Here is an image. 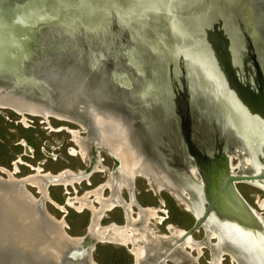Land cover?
Listing matches in <instances>:
<instances>
[{
    "label": "water",
    "instance_id": "1",
    "mask_svg": "<svg viewBox=\"0 0 264 264\" xmlns=\"http://www.w3.org/2000/svg\"><path fill=\"white\" fill-rule=\"evenodd\" d=\"M19 2L14 5V21L11 22L14 24V33L8 30L1 35L3 38H0V45L1 43L4 45L0 48V68L6 57L14 59L15 54L20 53L16 49L19 44L17 40L20 37L28 38L27 33L39 24L55 28L60 38L59 45L48 52L40 63L31 65L29 76L24 80L18 77L15 71L7 78L0 75V95L11 93L27 101L31 99L41 101L53 111L76 121L80 126L79 130H85L89 138L90 122L81 110V106L86 104L83 97L77 95L78 102L71 110L67 109L63 112L56 106L57 102L62 101L60 97L62 92H58V89L65 94L71 93V97L76 89L84 91L87 100L97 102V106L101 109L115 113L126 123L142 153L148 159L156 161L162 171L169 173L175 179L183 177L189 180L190 187L185 191L190 193L191 197L188 196L187 199L180 193L190 205L193 197L194 203L190 206L193 222L184 230L181 235L182 240L203 224L210 223L223 236L236 238L238 247L252 258L257 257L258 264H264V221L253 211L235 186L237 181L264 180V167L248 173L232 171L229 152L219 148L211 154L199 151L190 139L192 136L190 131H186V135L182 136L184 149L175 147L172 152L170 151L173 156L179 158L180 163L172 170L170 161H164L163 157H159L155 147L147 141L148 138L145 139L142 128L136 127L134 112L128 107L135 98L130 95L128 84L122 76L128 75L129 72L132 75L142 73L139 61L130 54L128 45L122 42L124 48L120 50L118 58L107 55L106 40L104 44H100L95 39L96 36H93L91 42L87 41V36L81 48L76 45L77 39L84 33H98L102 23H111L114 28H119L129 35L131 34L128 30L137 24L155 27L158 30L157 36L156 39L149 38V48L156 50L155 46L158 43L165 58L173 65L179 66V71L187 76L185 81L187 87L192 82L206 100L213 102L217 120L228 128L250 157L252 163L250 169L258 168L260 164H264V160L257 153L258 148L264 153L262 150L264 69L255 58V50L247 47V45L250 47V44H245V40L238 41L242 37L243 26L246 25L240 11L242 6L240 1L20 0ZM13 3L12 1L11 4ZM248 23L250 24V21ZM57 24L63 29L56 28ZM73 27L76 32L72 31L73 34H70L69 29ZM135 29L138 28L135 27L131 31L134 33ZM110 31L112 32V29H105L103 39L108 37ZM238 33L241 34L239 38ZM36 35L38 33L33 34L32 42ZM12 45L15 48L14 53L8 47ZM248 49L252 50L254 58L248 56ZM20 54L23 56V53ZM49 76L56 78L52 79ZM128 76L130 77V74ZM125 78L128 81L126 76ZM24 83L30 84L29 90L22 87ZM79 85L82 86L81 89ZM0 108L12 110L6 106ZM183 116H186L185 112ZM217 120L215 117L214 127L217 125ZM254 134L258 138L254 137ZM209 135L208 145L210 141L216 139L221 143L225 141L223 133L218 134L215 131V134ZM221 146L224 147L225 144L222 143ZM233 149L230 148V151ZM188 165L193 167L194 173L190 171ZM0 173L5 174V177L0 175L2 193L0 199L4 193L11 194L6 196L9 199L16 197L12 193L25 196V199L33 197L26 189L27 183L22 177L15 178L10 175L9 178L5 172L0 170ZM90 173V167L87 165L83 169V175L87 177ZM46 200L38 196L34 205L38 214L36 218L48 224L55 233L69 237L67 249L58 260L60 264H94L91 251L97 241L87 230L80 236L79 242L74 238L71 239L72 237L66 232V225L58 223V220L46 210L44 205ZM13 252L14 264H17L20 253L15 249L4 250V246L0 243V264L10 262ZM29 264L56 263L40 255L34 261H29Z\"/></svg>",
    "mask_w": 264,
    "mask_h": 264
},
{
    "label": "rangeland",
    "instance_id": "2",
    "mask_svg": "<svg viewBox=\"0 0 264 264\" xmlns=\"http://www.w3.org/2000/svg\"><path fill=\"white\" fill-rule=\"evenodd\" d=\"M12 1L14 2L13 4H11ZM19 1L0 0V38H3L1 35L8 30L14 33V24H11V22L14 21V5L19 4ZM239 1L240 5H242L240 9L244 19L242 20L246 25L243 26L242 37L238 33V38L240 37L238 41L245 40V44H250V47L249 45L247 47H252V50H255V58L261 65L264 62V0ZM248 21H250V24ZM110 24H100L99 27L101 29L98 33H84L81 38L77 39L76 45L81 48L87 36V41L90 42L93 36H96L97 38L95 39L100 44H104L106 40V54L113 55L114 58H118L120 50L124 48V44L128 45L130 54L139 61L142 72L140 75H132L129 72L128 75L130 74V77L124 74L128 81H126L124 75L122 76L128 84L130 95L132 94L133 98H135L128 107L134 112V124L136 127L142 128L145 139L148 138L147 141L155 147L159 157H164L163 155L165 154L166 156L167 154L170 155L175 147L184 149L181 133L184 127H187L188 132L190 131L192 137H195L197 145L199 143L207 147L209 134H215V131L219 134V121L212 106L213 102L206 100L197 87L193 86L192 82L187 87L185 84L187 76L182 71H179V66L173 65L169 59L165 58L164 52L158 43L156 44L157 47L155 46L156 50L154 49L153 51L149 48L148 40L149 38L156 39L158 30L155 27L152 28L148 25L139 26L137 24L133 27L138 28L135 29L136 33H138V37H136L132 34L131 29L133 28H128V32L131 31V35H129L127 32L114 28ZM44 25L39 24L30 30L27 33L28 38L23 39V37H20L17 40L19 44L16 49L23 53V56L20 53H16L14 59L6 57L0 68L2 77H10L15 71V74L24 80L26 76H29V72L32 69L31 65L37 62L40 63L48 52L59 45L60 38L55 28ZM56 28L63 29L58 24ZM107 28L108 30L112 29V32L110 31L108 37L103 39L104 31ZM70 29V34L76 32L74 27ZM35 33H38V35L32 42L31 38ZM20 35L22 36L21 33ZM3 47L4 45L1 43L0 48ZM8 47L14 53V45ZM252 50H247L250 57H253ZM262 69H264L263 66ZM22 87L29 90L30 84H25ZM36 89L39 90V88ZM184 112L186 113L185 117L183 116ZM48 113L44 116L42 110L35 109L34 111L33 109L18 113L14 109L0 108V169L5 170L6 174L14 172L11 175L15 178L36 176L41 181L40 185L45 189V195L49 197L44 202L48 213L58 221L64 220L66 232L70 237H80L85 230L89 229L92 212L90 209L78 211L69 207L67 200L90 193L89 200L93 203L94 208H98L99 206L96 205L98 202L92 194L95 190H92V188L103 180L107 182L108 174L103 172L104 170L91 172L86 179H81L79 183L71 186H63L53 182L48 183L46 179H43V176L47 174L56 176L61 173L66 175L69 173H83V169L89 164L90 155L88 153L90 139L86 136L85 130H79L80 126L76 121H65V118L59 115ZM215 117L217 125L214 127ZM181 122L182 125L180 127ZM73 131L77 133L76 139L73 138L74 136L71 133ZM224 137V139L227 138L226 134ZM79 138L83 142L87 153L84 158L80 155V148L75 141ZM97 153L101 163L109 169L112 168L113 162L107 151L99 149ZM232 162L233 166H238L237 163H234L235 159H232ZM0 175L5 177L4 173H0ZM150 180L152 179L150 178L146 181L143 176L133 179L135 198L141 205L158 204L156 197L152 195L151 191H148V188L149 190L152 188L146 185L147 182L149 185L153 183L157 187V184ZM235 186L245 201L260 213L264 219V209L261 210L260 207L264 203V190L245 183H236ZM25 187L36 199H38L39 195L43 197L42 188L39 189L38 186L33 185L31 182L27 183ZM162 189L159 192L161 191L160 197L164 203L161 206L163 211L158 213V216L159 214L166 215L167 219L164 220L162 225L157 224V221L159 222L158 218H155L157 219L156 221L151 219L153 221H151L152 224L149 225V228L153 229L154 232L157 230L166 232L164 224L170 222L175 225V228L187 229L193 222L191 214L184 210V207H186L187 211H189L188 207L181 205L183 202L178 195L174 196L177 200H180H178L179 203L172 197L171 191H162ZM186 189L187 187L183 189L185 193L187 192L185 191ZM107 190L104 191L106 197ZM189 194L187 196L191 197ZM122 196L124 198L127 197L125 189H122ZM110 221L116 223L124 221L121 208L116 207L112 211L106 212V216L100 221V226L107 227V223ZM203 234V230L198 228V231L193 232L192 236L201 242ZM205 240L209 243L207 237H205ZM124 246L109 242H96L91 251L92 259L96 264H133L132 255ZM199 250L201 252L200 255L197 251L191 253L195 258V262L208 264L210 257L208 249L203 247ZM224 257V260L219 264H232L228 257ZM167 264L172 263L168 261Z\"/></svg>",
    "mask_w": 264,
    "mask_h": 264
},
{
    "label": "bare ground",
    "instance_id": "3",
    "mask_svg": "<svg viewBox=\"0 0 264 264\" xmlns=\"http://www.w3.org/2000/svg\"><path fill=\"white\" fill-rule=\"evenodd\" d=\"M129 32L131 34V31ZM134 33L132 32L134 36L138 37V33L136 32ZM236 46L237 45H235V48ZM236 58H237V55H236ZM240 75L243 76V74H240ZM49 77H51L52 79L56 78V76H49ZM78 87L80 89L82 88L81 85H79ZM58 92H62V94L60 95V97L62 98V101L60 103L57 102L56 106L59 110L63 112L66 111L67 109L71 110L74 107V104L78 102L77 101L78 94L80 97H83L84 100H86V104L81 106L82 107L81 110L83 111L84 114H86V118H88V121L90 122V126H91L90 135L92 139L93 140L96 139L97 141L98 139H100L99 146H101L102 149L110 151L109 154L112 157L114 156V158H116V160H118L119 162V165H118L119 176L116 181V185L118 186L117 188L118 193L115 195L118 197V199L120 196L119 191L121 190V188L128 186L129 179L133 181V179L137 175H140V174L143 175L147 180L150 179L149 176H145L139 169L141 160L136 157L134 150L137 152V154L140 157H143V159H144V156H142L143 153H141L142 151L138 145V142L136 138L131 135L130 130L128 129L126 123L120 117H118V115H116L115 113H111L110 111L101 109L99 106H97V102H92L90 100H87L88 98L87 94H85L84 91H81L79 89H76L73 92L72 97H71L72 95L71 93L67 92L65 94L60 89H58ZM2 95H0V106L1 107H4V106L10 107L12 110L14 109L18 113H22V112L33 110V109L34 111L35 109L42 110V111H46V112H43L44 116L49 114L48 112H51L63 118L69 119L67 115H64L60 112L53 111L52 109H50L48 105L44 104L41 101H37L36 99H31L30 101H27L23 97L18 98L16 95L11 94V93H7L5 95L2 94ZM61 104H63V106H61ZM97 108H99V110ZM95 116H97L96 124L94 121ZM114 121L119 122L120 124ZM124 127L128 131L130 141L132 142V147L130 146L128 135ZM71 133L74 136L73 138L76 139L77 133L74 131ZM222 133L223 135L226 134L227 136V138L225 139L226 141L227 140L232 141V143L230 141L229 149L231 148L233 143H236V144L239 143L231 135L227 127H224V132ZM253 136L258 138L255 134ZM75 141L80 148V153H81L80 155H82V157L84 158L85 155H87V153L83 146V142L81 141L80 138ZM262 141H263V138H262ZM210 144L211 146L213 145V140L210 141ZM131 148H133L134 150ZM207 149L209 148L207 147ZM240 149H243L241 145H240ZM211 153L212 151H210V154ZM257 153H259V151H257ZM233 158L237 159L235 154L233 155L229 154L230 167L232 171H237V169L238 170L240 169L241 164L237 162L238 166H233V162H232ZM244 162L251 164L249 157H247L246 159L244 158ZM145 165L149 166L157 174V176L159 177L161 181L164 180V178L162 177V174L164 175L165 173L164 171L157 169L155 166H153L148 161ZM101 171H103L102 168H101ZM192 171L193 173L195 172L194 169H192ZM3 172H5V170ZM69 174H71V177L65 176L66 174L64 173H61L56 176L47 174L43 176V179H46L48 183L53 182L55 184H61L63 186H67V185L71 186L76 183H79L81 179L87 178V177H84V178L78 177L74 173H69ZM10 175L11 173L8 172L7 176L9 178H10ZM23 179L25 180L26 183L31 182L33 185L38 186L39 189L42 188L43 190L42 198L48 200L49 197L45 195V189H43V187L40 185L41 181H39L36 176H33V177L29 176ZM112 182L113 180L109 179V181H107L105 185H103L99 189L92 192V194L95 196L99 204L98 208H94L92 205L93 203L89 200L90 193H87L86 195L82 197L69 198L67 200V205L69 207L77 209L78 211H82L83 209L91 210L92 219H91L89 229L87 231L95 241L109 242V243H114V244H120L123 246L131 245L133 247L132 252L137 256L138 254H142L143 252V247L139 243L142 242L143 238L146 239L144 233H142L139 230L140 228L139 226L126 224L125 226H122V227L115 226V225H110V226L108 225V227H101L99 224V220L104 215V212L106 210L111 209L116 204L114 201L115 198L113 197L105 198L103 196V190L106 187L109 188V190L113 191ZM236 183H245V184H249L257 188H260L261 190H264V180H254L253 182L242 180V181L235 182V184ZM161 186L158 184L156 188L154 185H151V188L154 190L155 193H158L159 190H161L162 188ZM25 193L27 194V192ZM1 194L2 193L0 192V195ZM8 195H11V194L4 193L2 198L0 199V243L4 246V250H6V248L10 250L15 249L16 251L20 253V255L18 256L19 261H17V264H29V261H34V259L40 255H44L48 259L52 260V262H55L56 264L57 263L60 264L58 260L64 254V251H66L67 249L66 244H67V239H69V237H64L63 235H59L60 233L58 232L55 233L54 230L51 229V227L48 224L42 223L41 221L37 219L38 214L34 208V205L38 199H36L33 195H32L33 197L30 195L32 198H26V199H25V196L18 195V193L17 194L12 193L13 196H16L14 199L7 198L6 196ZM31 205H33V207H31ZM130 206L132 205H129V207ZM260 207H261V210L264 209V203L261 204ZM251 208L257 215L262 217L261 214L258 213L253 207ZM188 210H190L189 207H188ZM131 214L132 212L129 213L130 216ZM138 217L139 219L144 220V223L146 225L147 223H149V220L158 218L157 210L155 208L154 209L148 208L146 210L140 211L138 214ZM128 221L133 224L137 223L135 218H133L130 221L128 217ZM58 223H60L61 225L65 224L64 220H60L58 221ZM199 229H203L205 231L207 241L211 239L216 240V244L211 246L212 251L214 250L226 251L227 253L230 254V256L232 257V260H235L237 262V264H258V262H256L257 257L252 258V256L248 255L240 247H238L237 242H235L236 238H231V236H223L222 233L218 229L212 227L210 223L203 224L201 227H199ZM183 233L184 231L179 232L178 235L180 236H179L176 246L185 244V245L190 246V248L192 247L195 248L197 252L200 251L199 250L201 248L199 246L200 243L191 242L192 234L182 240L181 235ZM47 237L49 239L46 240ZM73 238L74 237H72L71 239ZM75 239L78 242L81 240L80 237H75L74 240ZM219 246H223V247H219ZM12 258L10 259V262H8L7 264H14V252L12 254ZM29 258L30 259L33 258V259L29 260ZM94 264L96 263L94 262Z\"/></svg>",
    "mask_w": 264,
    "mask_h": 264
},
{
    "label": "flooded vegetation",
    "instance_id": "4",
    "mask_svg": "<svg viewBox=\"0 0 264 264\" xmlns=\"http://www.w3.org/2000/svg\"><path fill=\"white\" fill-rule=\"evenodd\" d=\"M262 66L264 67V62H262L261 67ZM94 118H95L94 121H95V124H96L97 116H95ZM65 121H69V119L65 118ZM114 122H116V121H114ZM116 123H119V122H116ZM181 125H182V122L180 124V127H181ZM224 127H226V126L223 125L221 122H219V133L220 134L222 132H224ZM124 129H125V131H126V133L128 135L127 129L125 127H124ZM186 131L188 132L186 127L183 128V131L181 130L182 136L186 135V133H187ZM194 138L195 137L190 136V139L192 140V143H194L196 145V148L199 151L201 150V151H204L205 153H210V151H212V153H214V152H216L218 150L217 148H219V149H226L227 152H229L228 154H232V155L235 154L237 159H235L234 163L238 162V163L241 164L240 165V169L239 170L237 169L238 172H242V173L246 172V173H248V172L255 171L256 169L260 170V169H262L264 167L263 166L264 164L263 165L260 164V166L258 168L250 169L251 168L250 166H251L252 163L249 164L247 162H244V158L246 159L249 156L246 153H244L243 149H240V144L239 143L238 144L233 143L231 148H234V149H233V151L232 150L230 151V149H229L230 145L229 144H230L231 140H227V141L225 140L224 142H222L223 144H225V146L222 147L221 146L222 143L219 141V139H216V140H213V145L212 146H211V144L207 145V147L209 148V149H207V147H204L203 145H200L199 143L197 145L195 143V139ZM89 139H90V143H89L90 148L88 150V153L90 155H89V161H88L89 164L88 165L90 167V172H101V168H102L104 170L103 172H107V174H108L107 181H109V179L113 180V182H112L113 191L110 190V192H109V190H107L109 188L106 187L103 190V196L105 198H110V197L115 198L114 201H115L116 204L111 209L106 210L104 212V215L102 216V218L106 216V212H110L113 209H115L116 207L117 208H121V210H122V218H123L124 221L122 223H116L114 221H110L107 224L109 226L110 225H115V226H119V227H122V226H124L126 224H131V225H134V226L136 225V226L140 227L139 230L142 233H144V235L146 237V239L143 238V240H142L143 243L141 242V245L143 247L142 254H138L136 256L132 252L133 247L131 245L124 246V247H126L128 249L129 253L132 255L133 264H167L168 261L170 263H172V264H198V263L195 262V258L191 254L192 252H194V253L196 252L195 248H193V247L190 248V246L185 245V244L180 245V246L179 245L176 246V244L178 242V239H179V236H180V235H178L179 232L180 231H184L185 229L175 228V225L171 224L170 222H166L164 224L166 232H159L158 230L154 232L153 229L149 228V225L152 224L151 221H153V220H150L149 223H147L145 225L144 220L139 219V217H138L139 212L143 211V210H146L148 208H152V209L155 208L157 210V216H158V213H162L163 210H162L161 206L164 203H163L162 198L160 197V192L161 191L158 192V193H155L154 190H152V189L149 190V188H148V191H151L152 195H154L156 197V199L158 201V204L157 205H141L135 198L133 181H131L129 179L128 186L121 188V190H120L121 192L119 191V193H120L119 195L120 196H119V199H118V197L115 196V195L118 193V191H117L118 186L116 185V181H117L118 176H119V171H118L119 162H118V160H116V158H114V156L112 157L109 154L110 151L106 150L108 155L110 156L113 164H112V168H110V169L108 167L104 166L101 163V159H100V157H99V155L97 153L99 151V149H97V148L98 147L101 148V146H99L100 145V139H98V141L96 139L93 140L91 135L89 136ZM128 140H129L130 146L132 147V142L130 141L129 135H128ZM231 143H232V141H231ZM258 147H259V145H258ZM131 149H133V148H131ZM262 150L264 151V146L262 147ZM239 151H240V153H239ZM258 151H259V148H258ZM134 152H135L136 157L141 160V164H140V168H139L140 171L145 176H149V178H151L157 184V186H158V184L160 186L162 185L161 186L163 188L162 191H164V190L171 191L172 194H173L172 197L177 202H178L179 199L177 200L174 195H178L182 199V202H183V203H181V205H186L190 209V206L194 203V201L191 200L192 203L190 205L188 202H186L187 200H185L181 196V193H182L183 196L188 199V196H187L188 192L185 193L183 191V189L185 187H187V188L190 187L189 180L186 179V178L183 179V177L175 179L169 173L165 172L164 175L162 174V177L164 178V180L161 181L159 179V177L157 176V174L149 166L145 165L147 163V161H148L153 166H155L157 169L162 170V168H160L157 165L156 161H154L153 159L152 160L148 159L144 154L142 155V156H144V159H143V157H140L135 150H134ZM170 155L169 154H167V156H166V154L163 155L164 156L163 159H164V161H166V160L168 161L169 160L170 161V167H171L172 170H174L173 167L176 168L180 164L179 163V158L177 156H173L172 154H170ZM258 155L260 157H262V159L264 160V153H261L259 151ZM245 156H247V157H245ZM92 165H93V167H92ZM188 167L190 168V171H192L193 167L192 166L190 167L189 165H188ZM76 175L78 177H82V178H84V176H85V175H83V173H80V172L76 173ZM65 176H67V177L70 176L71 177V174H68V175H65ZM139 176H143V175L140 174V175H137L136 177H139ZM84 179H86V178H84ZM146 181H147V179H146ZM105 184H106V182L103 180L100 183H98L94 188H92V190H97V189H99L100 187H102ZM146 185H148L151 188V185H154V184L151 183L149 185L148 182H147ZM122 189L126 190V193H127V197L126 198H124L122 196ZM105 190H107V192H108L106 194L107 197L104 195V191ZM192 199H193V197H192ZM96 205L99 206L98 204H96ZM129 205H132V206L129 207ZM184 210L186 212L190 213L191 216L193 217L192 209H190L189 210L190 212H189V211H187L186 207H184ZM130 212H132L131 216L129 215ZM126 213H127V215H126ZM128 217H129L130 221L133 218H135L137 223H135V224L130 223L128 221ZM101 219L99 220L100 225H101V222H100ZM158 219H159V222L157 221V224L158 225H162L164 223V220L167 219V216L159 214ZM156 220H154V221H156ZM200 230H203V229H200ZM203 233L204 234H203V238H202L201 242L199 240L194 239L192 235H191V238H192L191 242H194V243H198L199 242L200 243L199 246H201V248L205 247L206 249H208L209 255H210L208 264H219L222 260H224V258H225L224 256L228 257L232 264H237V262L235 260H232V257L230 256V254L227 253L226 251H216V250L212 251L211 250L212 249L211 246L216 244V240L215 239H211V240H209V243L206 242V240H205L206 235H205V231L204 230H203ZM112 244H114V243H112ZM117 245H119V244H117ZM219 247H223V246H219ZM197 253L200 255L201 252L199 251Z\"/></svg>",
    "mask_w": 264,
    "mask_h": 264
}]
</instances>
